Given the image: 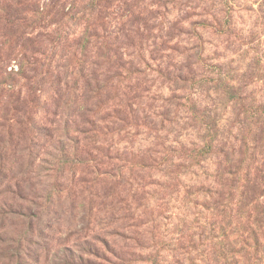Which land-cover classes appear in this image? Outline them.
<instances>
[{
  "label": "rangeland",
  "instance_id": "1",
  "mask_svg": "<svg viewBox=\"0 0 264 264\" xmlns=\"http://www.w3.org/2000/svg\"><path fill=\"white\" fill-rule=\"evenodd\" d=\"M0 264H264V0H0Z\"/></svg>",
  "mask_w": 264,
  "mask_h": 264
}]
</instances>
